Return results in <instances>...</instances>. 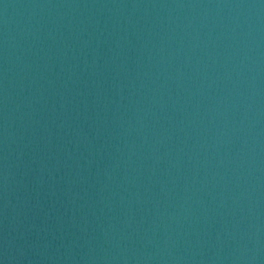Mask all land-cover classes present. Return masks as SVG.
I'll use <instances>...</instances> for the list:
<instances>
[{
  "label": "water",
  "instance_id": "95a60500",
  "mask_svg": "<svg viewBox=\"0 0 264 264\" xmlns=\"http://www.w3.org/2000/svg\"><path fill=\"white\" fill-rule=\"evenodd\" d=\"M0 264H264V0H0Z\"/></svg>",
  "mask_w": 264,
  "mask_h": 264
}]
</instances>
